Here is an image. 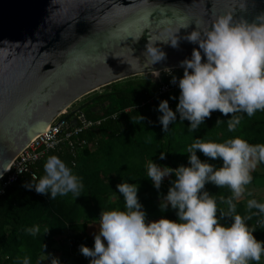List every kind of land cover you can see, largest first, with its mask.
<instances>
[{"label": "clouds", "instance_id": "9594fccd", "mask_svg": "<svg viewBox=\"0 0 264 264\" xmlns=\"http://www.w3.org/2000/svg\"><path fill=\"white\" fill-rule=\"evenodd\" d=\"M237 6L244 10V0H237ZM234 10L217 17L209 29L196 26L184 37L198 45L199 50L193 49L191 59L180 63L184 73L178 81L176 111L170 109L167 100L159 104V121L165 133L176 122L177 113L181 121L189 122L188 131L195 133L215 111L224 116L231 114L226 122L228 132L237 131L245 115L252 118L257 112H264V15L258 16L257 22L248 23L234 20ZM168 42L173 48L179 46L176 34ZM154 45L149 42L146 46L145 64L166 59V53ZM204 58L206 61L202 62ZM166 71L171 74L170 69ZM152 75L159 77L160 73ZM171 83L176 84L177 78L173 77ZM222 123L225 122L217 120L216 125ZM198 151L213 161H222V166L202 162ZM187 153V167H161L152 160L146 164L147 177L157 190L165 178L175 177L159 208L165 212L171 207L178 221H148L138 199L139 185L120 183L116 187L125 209L102 211L94 248H80L86 258H91L90 264H262L264 241L255 238L256 229L247 222L255 216L264 217V202L248 199L242 216L237 213L236 201L252 196L248 186L253 182L252 173L264 164V143L251 144L239 137L224 142L194 139ZM159 158L166 159V154L161 152ZM44 172L37 182L25 187L50 195L51 200L69 193L75 199L81 196L82 177L58 156L48 157ZM207 184L227 188L231 195L210 194ZM260 223L264 224V220ZM48 231L45 228L44 234ZM25 232L36 237L41 228L33 225ZM45 249L43 245L37 264L48 260L50 264H60L58 258L45 255ZM18 264L32 261L24 256L18 258Z\"/></svg>", "mask_w": 264, "mask_h": 264}, {"label": "water", "instance_id": "95a60500", "mask_svg": "<svg viewBox=\"0 0 264 264\" xmlns=\"http://www.w3.org/2000/svg\"><path fill=\"white\" fill-rule=\"evenodd\" d=\"M244 3L241 10L237 0H0V176L81 98L129 78L183 69L181 61L199 50L184 39L196 26L209 29L234 9L236 21L264 15V0ZM175 34L177 48L168 42ZM149 42L165 60L145 64Z\"/></svg>", "mask_w": 264, "mask_h": 264}, {"label": "trees", "instance_id": "16d2710c", "mask_svg": "<svg viewBox=\"0 0 264 264\" xmlns=\"http://www.w3.org/2000/svg\"><path fill=\"white\" fill-rule=\"evenodd\" d=\"M183 73V71H175L173 74L177 79H181L183 78ZM168 81V79L164 80V82ZM177 94L180 95V91L159 96L158 89L154 88L152 82L148 80H133L129 81L125 87L90 97L84 105L75 110L83 113L89 120L102 121L99 127L85 135L88 140V146L78 154L77 158H72L66 151L53 153L48 157L58 156L74 173L77 167L91 162L93 158L98 156L99 152L109 150L114 143L130 141L132 143L138 142L137 144L140 148H148L147 152L141 156L142 163L146 162L147 164L148 161L152 160L161 167L168 166L176 169L180 165L172 151L171 133L169 131L165 133L162 130L163 126L159 121L158 107L161 101L167 100L170 109L174 111L177 103L173 97ZM213 113L219 114L216 111ZM140 117L144 119L141 121ZM226 139L228 138L218 134L211 136V141L213 142H224ZM245 140L251 144L264 143V140L252 141L247 137ZM161 152L166 154V159L161 160L159 158ZM47 159L38 165L36 181H19L6 189L4 194L0 196V260L5 253L13 251L15 244L24 241L28 243L25 245L26 252L20 259H23L24 256H29L32 264H37L42 255L43 245H46L44 254H49L57 243L55 238H62L65 236V232L69 235L66 239L69 240L72 251L76 252V247L82 245L94 248L93 241L86 234V226L92 223H99L102 211L125 209L123 197L116 187L120 184L118 179H114L112 182H104L106 187L104 186L103 188H100V185L104 184L96 180L91 183L90 189L93 191H86L87 187L84 186L83 195L77 199L71 193L67 196H61L60 200H57L54 204L56 212L52 214L48 211L51 209H47L45 201L50 195L38 194L34 189L28 190L25 187L26 184L35 183L40 177L45 175L44 164ZM73 162H75V166L72 165ZM212 164L220 167L219 160L213 161ZM143 165L138 176L140 180L138 199L146 212L160 200L161 196L167 195L169 188L172 186L171 181L175 177L165 178L161 188L157 190L153 182L147 177V168L143 167ZM261 166L264 167V164H261ZM103 177L109 179L106 174H103ZM206 190L217 197L231 195L230 190L227 188L219 189L212 184H207ZM112 196L117 197L114 204L108 203L109 198ZM236 204L237 213L243 216L246 213V207L237 201ZM42 206H44V210L50 218L55 215L58 218L56 222H62L66 229L55 233L57 231H54L55 229H53L50 221L45 218L38 223L35 219L37 214L43 210ZM223 207L226 210V206ZM253 211L256 210L253 209ZM163 219L178 221L176 212L171 207L165 211ZM261 220H264V217L255 216L247 223L249 227L256 229V232L253 233L255 238L259 241H264V224L260 223ZM227 222L230 223V221ZM257 223L259 224L256 225ZM33 225L46 226L49 229L48 237L46 236L48 240L40 237L29 241L32 236L27 234L25 229ZM5 264H12V260L5 262Z\"/></svg>", "mask_w": 264, "mask_h": 264}, {"label": "rangeland", "instance_id": "374dc122", "mask_svg": "<svg viewBox=\"0 0 264 264\" xmlns=\"http://www.w3.org/2000/svg\"><path fill=\"white\" fill-rule=\"evenodd\" d=\"M175 71H183L181 70H175ZM175 71H171V74H169L167 71L161 72L159 77H155L152 74L149 75H141L133 78H129L117 83H114L110 86L98 89L96 92H93L89 94L88 96H85L78 100L76 103H74L67 111V113H70L72 111H75L79 109L82 105H84L90 97H93L95 95H100L104 93L111 92L115 89H119L122 87L127 86V83L129 81L133 80H148L153 83L154 88L158 89L161 83L164 82L165 79H168L169 81L175 77L173 74ZM174 75V76H173ZM179 94L175 95V101L178 105L179 103ZM177 108V106H175ZM176 108L174 109V112L176 111ZM219 114L212 113L211 118H206L204 125L200 126V129L197 130L195 133H191L188 131L189 128V122L187 120L181 121L179 114L177 113V120L173 124L169 125V132L171 133V140H172V151L175 155L176 160L178 161V164L181 166H190L188 164V153L187 148L191 145V143L194 142V139H202L204 141H211V136L214 134H218L219 136L230 138H243L246 137L251 139L252 141H263L264 140V112H257L255 116L252 118H248L246 115L244 116V119L242 121V124L239 126L238 130L235 132H228L227 131V120L231 118V114L229 116H224L219 111H216ZM159 117L162 115L160 112L158 113ZM217 120L224 121L225 123H222L220 125L217 124ZM212 135H211V134ZM130 141H120L117 143H114L113 146L106 151L99 152L98 156L92 159L91 162L87 164H82L80 167H77L75 169L74 174L78 175L79 177H82L84 186L87 187L86 191H93L91 188V183L98 180L99 182H102L104 185H100V188L106 187L105 183L106 181L112 182L114 179H118V183H130V184H137L140 187V180L139 177V171L140 168L143 165V167H146V162L142 163L141 156L144 155L148 148L147 147H139L138 142L132 143ZM198 157L201 159L202 162H208L210 164L213 163V160L210 158L205 157L202 153L199 151L197 152ZM220 166H222V161H220ZM259 172L254 171L252 173L253 175V182L251 185H249V191L252 192V199H254L256 196V193H263L264 191V181L259 180ZM103 174H106L109 176V179H106L103 177ZM118 177V178H117ZM89 187V188H88ZM83 195V192L81 193ZM164 196L160 197V200L153 205L150 209H148L147 212V220L150 222L158 221L159 219H162L165 212H161L159 205L161 202V199ZM61 196H57L55 200H51L50 197H47L45 199L47 209L50 208L51 210H48L52 214H55L56 210L54 208V204L56 201L60 200ZM249 196H246L245 199H248ZM117 200L116 196H112L109 198L108 203L114 204ZM43 210L41 213L37 214L36 221L39 223L41 220L48 219L50 221V224L52 225L54 231H57L55 233H58L59 230L66 229V226L61 223H57L56 220L58 218L54 215L53 218H50V216L47 215L46 211ZM41 233L36 237H30L29 241H33L35 238H40L48 235V233L44 234L46 226H40ZM69 237L68 233L65 232V236L62 238L56 237L55 240H57V243L60 241H63L65 237ZM48 237V236H47ZM47 239V238H46ZM48 240V239H47ZM28 242L20 241L17 244H15L14 249L12 252H7L3 255L2 259L0 260V264H5V262H10L12 260V264H18V258H21L25 252V245ZM72 243V242H71ZM47 255V254H45ZM262 263H264V260H262Z\"/></svg>", "mask_w": 264, "mask_h": 264}, {"label": "built area", "instance_id": "2783aa9c", "mask_svg": "<svg viewBox=\"0 0 264 264\" xmlns=\"http://www.w3.org/2000/svg\"><path fill=\"white\" fill-rule=\"evenodd\" d=\"M171 81L160 84L159 96L180 91L179 79L176 84ZM101 123L100 120L87 119L80 111L67 114L63 112L49 124L47 131L34 137L25 149L11 161L8 170L0 176V196L19 181H36L38 165L44 162L50 154L66 151L72 158H77L78 154L88 146L85 135L99 127ZM72 165L75 166V162ZM33 177L36 180H33ZM80 248L81 246L76 247V253L83 257Z\"/></svg>", "mask_w": 264, "mask_h": 264}, {"label": "crops", "instance_id": "0c3cea01", "mask_svg": "<svg viewBox=\"0 0 264 264\" xmlns=\"http://www.w3.org/2000/svg\"><path fill=\"white\" fill-rule=\"evenodd\" d=\"M259 173V180L264 181V167L259 165L256 169ZM255 198L259 202H264V191L263 193H256ZM248 199H252L251 196H249ZM245 198H242L238 200L237 202L242 203L246 207L247 200ZM86 234L88 237L93 241L97 234H99V223H92L86 226ZM64 238V237H63ZM52 257L58 258L60 261V264H90L91 258H85L80 257L76 254V252L72 251V248L70 247L69 240L63 239V241H60L59 243H56L49 254ZM41 259V258H40ZM39 259V260H40ZM38 260V261H39ZM43 264H50V260L44 261Z\"/></svg>", "mask_w": 264, "mask_h": 264}, {"label": "bare ground", "instance_id": "6f19581e", "mask_svg": "<svg viewBox=\"0 0 264 264\" xmlns=\"http://www.w3.org/2000/svg\"><path fill=\"white\" fill-rule=\"evenodd\" d=\"M49 127V126H48ZM48 127H47V129H45L43 132H41V133H44L45 131H47L48 130ZM9 165L10 164H8V166L4 169V172H6L7 170H8V168H9Z\"/></svg>", "mask_w": 264, "mask_h": 264}]
</instances>
